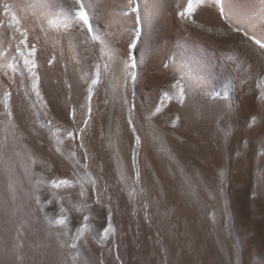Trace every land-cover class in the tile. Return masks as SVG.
Instances as JSON below:
<instances>
[{
	"label": "bare ground",
	"instance_id": "obj_1",
	"mask_svg": "<svg viewBox=\"0 0 264 264\" xmlns=\"http://www.w3.org/2000/svg\"><path fill=\"white\" fill-rule=\"evenodd\" d=\"M84 2L96 41L65 27L68 0H0L36 44L48 103H34L19 33L0 11V264H13L14 249L22 264H264V57L246 55L212 12L197 9L185 28L176 12L187 0H137L156 5L128 81L137 144L121 99L120 54L136 35L127 0ZM61 179L69 185L55 187Z\"/></svg>",
	"mask_w": 264,
	"mask_h": 264
},
{
	"label": "snow or ice",
	"instance_id": "obj_2",
	"mask_svg": "<svg viewBox=\"0 0 264 264\" xmlns=\"http://www.w3.org/2000/svg\"><path fill=\"white\" fill-rule=\"evenodd\" d=\"M205 3V0H187L186 6L184 4L179 5V10L176 12V16L180 19V21L184 22V27L188 28L189 25H196L197 20L192 19L194 15L197 17L199 16V12L197 9H200V12H212L215 14L217 21L226 25L228 31L224 33V35H238L240 37V47L245 50V54H253L254 52H258L262 57H264V38H260L255 31L250 32L248 30V26L251 25L253 29L259 27L260 29H264V0H262L261 4L258 6L259 11L256 8L248 9L244 7L245 0H208V7L201 8V5ZM154 3L146 2L143 6V10L141 5L137 3V0H127L125 5V13L128 16L132 17L133 22V29L132 31L135 32V37H129V40L125 44V52L120 54L125 59H123V70L126 73L124 77V95H122V105H129L128 107V125L131 129L132 134L135 136V142L137 144L140 143V137L135 135L137 129L134 125V121L132 119V112L135 110V105L129 104L128 100V81H131L134 85L137 78V68H138V61L135 55V49L140 39L141 29L151 24L152 16H151V8L155 7ZM34 7L40 8H50L54 7L50 3V0H41V3L38 5H34ZM66 9L65 15L67 16V23L65 27L68 28L69 26L73 31L79 30L81 32L87 33L92 41H96L98 36L94 33L93 23L90 19L89 12L87 11L86 4L84 0H68V3L64 6ZM0 11L3 12L4 16L9 17L6 21L7 27L12 29L14 33H19L20 40L19 43L16 45L15 51L18 55L20 61L24 68H26L28 77L31 81V91L35 97V104H39L42 108H47L48 103L45 100V96L42 94L41 91V76L38 72L37 62H36V53L37 47L35 43H31L29 41V30L27 28L21 29L20 24L21 21L18 18L15 12L11 11V6L8 4H4ZM51 24L52 21H49ZM199 27H203V25H198ZM44 29L41 28V31ZM209 32L212 31L211 28L208 29ZM15 39V36H13ZM85 44L88 43L87 40L84 41ZM257 45L258 49H253L252 45ZM120 61H117L119 65ZM107 67V66H105ZM101 76V65L99 63L95 64V78L91 80V84L95 86L100 82ZM177 87L179 88V93L181 97L184 95V88L180 86V82L177 81ZM11 92L5 91L4 92V100L3 106L7 110V116H12V110L10 106L11 101ZM92 99V88L88 89V100H89V108H88V117L87 119L91 118V107L90 102ZM163 104V101H161ZM44 115L46 116L47 113L45 112ZM70 117L74 120L75 119V110L69 113ZM87 119L83 121L85 126L87 125ZM177 120L180 117H176ZM75 132H68L67 135L69 138H74ZM70 181L67 179H61L58 182L53 181L55 187H60L61 185H69ZM99 202V201H97ZM61 213L64 212V209L61 208ZM66 216H62L61 219L58 221L60 224H64ZM84 221H88V217H83ZM111 213L109 212L107 217V227L104 229L105 233H109L113 231L112 224H111ZM88 228V224H83L78 229V237L81 233L85 232ZM63 244L60 245L63 248ZM71 247L75 249L77 247V243L75 240L71 242ZM13 264H22V261L18 254L16 253L15 249L13 250ZM72 260L75 261L76 257L73 256Z\"/></svg>",
	"mask_w": 264,
	"mask_h": 264
}]
</instances>
